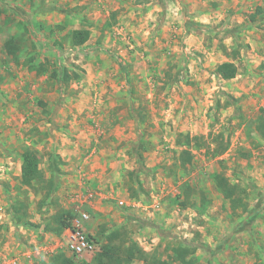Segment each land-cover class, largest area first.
<instances>
[{"label":"rangeland","instance_id":"374dc122","mask_svg":"<svg viewBox=\"0 0 264 264\" xmlns=\"http://www.w3.org/2000/svg\"><path fill=\"white\" fill-rule=\"evenodd\" d=\"M257 7L264 0H0V255L9 264H48L64 250L92 262L101 232L119 230L117 243L134 240L162 258L183 243L196 246V264H264ZM78 27H89L90 38L73 46L69 33ZM10 37L16 55L5 48ZM29 57L48 71L37 73ZM229 60L238 74L225 80L216 67ZM65 68L80 78L61 84L51 75ZM25 145L37 150L46 178L57 161L47 205L45 189L21 183ZM185 148L194 154L187 165ZM220 171L238 184L244 205L216 188ZM16 200L26 202L30 224L15 223ZM77 209L90 215L83 226L95 252L75 255L64 232L43 227Z\"/></svg>","mask_w":264,"mask_h":264},{"label":"trees","instance_id":"16d2710c","mask_svg":"<svg viewBox=\"0 0 264 264\" xmlns=\"http://www.w3.org/2000/svg\"><path fill=\"white\" fill-rule=\"evenodd\" d=\"M52 5L53 4L48 5L43 3L41 7L47 10H52L54 8L51 7ZM262 12H264V8L257 7L256 12L251 15L252 20L256 19V15L258 13ZM90 33L91 31L89 27H78L73 29L69 33L70 44L73 46L84 45L89 40ZM5 48L9 54L16 55V51L20 48V46L16 38L10 37L5 41ZM28 62L30 65L29 67L35 68L39 74L46 73L48 71L44 62H36L33 57H29ZM216 72L221 78L230 80L238 74V66L234 61H224L216 67ZM51 73V75L61 84H65L73 78H80V74L78 72L72 73L67 68H65L61 73L57 69L53 70ZM228 147V141L224 144L219 142L214 149V153L220 155L224 153ZM21 158V183L33 189H40V187L41 189H45L40 203L42 205L49 204L51 194L56 189L54 177L56 176V173L60 171L57 168L56 159L51 160V166L56 170L51 169L50 178H46L45 170L41 167V158L36 149L30 147L29 145H25L21 153ZM179 158L185 165L191 164L194 159V154H192L188 148H185L181 151ZM213 181L216 188L223 194L224 197L233 202H241L244 205L241 195L242 192L239 190L238 184L232 183L223 172H215L213 175ZM181 204L185 205L184 202H181ZM27 209L28 206L26 202L22 200H16L11 204L10 211L16 224H30V222H28ZM76 216L77 213L72 210L60 211L53 215L52 222H46L43 227L46 230L56 231L60 234L63 233L66 228L72 227V221ZM35 225L37 228L41 227V224ZM101 233H103L101 238H104V241H102L100 251L95 254L92 262L76 261L73 257L66 255L64 250H60L54 254V256L50 257L48 264H132L136 260L143 261L142 264H196V259L194 257L196 246L192 244L187 245L179 243L174 245L172 247L173 253L171 255L169 254V258H162L161 253L158 251L147 253L134 240H129L127 244L124 242L117 243L116 240L121 235V231L119 230H112L107 234L104 232ZM89 237L93 238L90 234ZM168 248L170 249L171 247H167L165 249Z\"/></svg>","mask_w":264,"mask_h":264},{"label":"built area","instance_id":"2783aa9c","mask_svg":"<svg viewBox=\"0 0 264 264\" xmlns=\"http://www.w3.org/2000/svg\"><path fill=\"white\" fill-rule=\"evenodd\" d=\"M77 216L72 221V227L64 231L66 246L75 255H83L97 250V243L90 238L86 232L83 222L89 220L90 215L85 209H77ZM0 264H9V262L0 255Z\"/></svg>","mask_w":264,"mask_h":264},{"label":"crops","instance_id":"0c3cea01","mask_svg":"<svg viewBox=\"0 0 264 264\" xmlns=\"http://www.w3.org/2000/svg\"><path fill=\"white\" fill-rule=\"evenodd\" d=\"M41 246V245H40ZM53 251V250H52ZM66 254L68 253L67 251H64ZM69 254V253H68ZM28 256H31L30 253H27ZM70 255V254H69ZM15 263V262H13Z\"/></svg>","mask_w":264,"mask_h":264}]
</instances>
